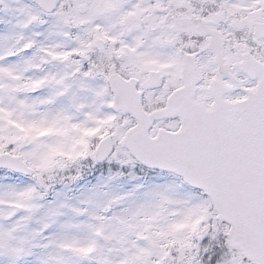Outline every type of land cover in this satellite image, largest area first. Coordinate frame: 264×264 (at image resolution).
Segmentation results:
<instances>
[{
    "label": "snow or ice",
    "instance_id": "1",
    "mask_svg": "<svg viewBox=\"0 0 264 264\" xmlns=\"http://www.w3.org/2000/svg\"><path fill=\"white\" fill-rule=\"evenodd\" d=\"M0 264H264V0H0Z\"/></svg>",
    "mask_w": 264,
    "mask_h": 264
}]
</instances>
